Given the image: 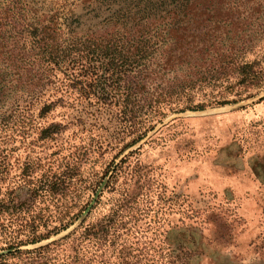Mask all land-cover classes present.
<instances>
[{"label":"trees","instance_id":"obj_1","mask_svg":"<svg viewBox=\"0 0 264 264\" xmlns=\"http://www.w3.org/2000/svg\"><path fill=\"white\" fill-rule=\"evenodd\" d=\"M99 14L82 31L81 15L62 25L56 14L34 17L22 0H0V31L13 44L25 35L32 43L27 53L10 56L15 64L0 75V264L178 262L163 248L150 254L148 244L128 243L126 237L141 232L144 188L139 164L125 166L133 153L114 165L104 191L115 197L100 195L98 217L89 213L64 237L21 249L66 230L85 208L69 218L62 205L63 190L73 185L68 173L10 178V131L33 122L36 110L43 116L57 104L83 107L66 125L86 127V114L102 128L104 118L120 140L129 139L127 149L170 114L238 103L264 90V0H114ZM9 66L11 81L5 80ZM59 126L43 125L40 135Z\"/></svg>","mask_w":264,"mask_h":264},{"label":"rangeland","instance_id":"obj_2","mask_svg":"<svg viewBox=\"0 0 264 264\" xmlns=\"http://www.w3.org/2000/svg\"><path fill=\"white\" fill-rule=\"evenodd\" d=\"M112 1L22 0L34 17L56 14L62 25L64 19L81 15L82 31L96 24L97 14L106 15ZM20 42L13 44L9 32L0 31V75L6 65L15 64L10 56L32 47L26 35ZM29 60L31 55L22 64ZM12 70L10 66L5 70V80L14 78ZM260 98L264 99V90L238 103L170 114L127 149L129 139L120 140L122 135L104 118L103 129L91 126L86 114L82 118L86 127L66 125L83 107L73 110L57 104L43 116L36 110L33 122L26 120L10 131L12 140L6 147L10 178L18 182L22 173L27 179L68 173L73 185L63 190L60 200L70 208L69 218L84 207L82 214L88 211L86 216L96 218L104 211L103 204L93 210L100 195L104 192L103 200L115 197L104 191L107 177L115 164L133 153L125 166L139 164L144 188L137 222L141 232L126 237L129 244L141 248L148 244L153 247L150 254L156 246L163 248L176 264H264V100ZM51 124H61L51 130L56 134L40 135V128ZM77 220L48 240L21 249L64 237L78 226Z\"/></svg>","mask_w":264,"mask_h":264},{"label":"water","instance_id":"obj_3","mask_svg":"<svg viewBox=\"0 0 264 264\" xmlns=\"http://www.w3.org/2000/svg\"><path fill=\"white\" fill-rule=\"evenodd\" d=\"M234 105H236V104H234ZM109 177V176H108ZM108 177H107V180H108ZM88 213V211H86L84 214H82L79 218H78V220H77V223L79 224L84 218H85V216H86V214Z\"/></svg>","mask_w":264,"mask_h":264}]
</instances>
